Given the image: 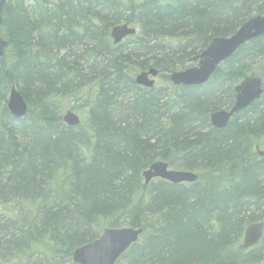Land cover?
I'll return each mask as SVG.
<instances>
[{
	"label": "trees",
	"instance_id": "trees-1",
	"mask_svg": "<svg viewBox=\"0 0 264 264\" xmlns=\"http://www.w3.org/2000/svg\"><path fill=\"white\" fill-rule=\"evenodd\" d=\"M264 12V0H8L0 34V264H72L74 249L104 228H141L115 264H264V37L242 46L199 87L170 74L215 37ZM136 34L113 46L109 30ZM150 69L152 89L134 77ZM260 99L215 130L245 77ZM11 87L27 106L14 121ZM58 98L87 103V130L68 128ZM195 173L171 185L141 174L155 162Z\"/></svg>",
	"mask_w": 264,
	"mask_h": 264
},
{
	"label": "water",
	"instance_id": "water-1",
	"mask_svg": "<svg viewBox=\"0 0 264 264\" xmlns=\"http://www.w3.org/2000/svg\"><path fill=\"white\" fill-rule=\"evenodd\" d=\"M6 1L0 0V12ZM134 34L135 31L129 29L127 25L114 26L109 31V37L114 46ZM262 37H264V13L249 18L230 37L213 38L203 52L191 59V62L196 63L194 67L174 72L169 75L168 80L174 87L202 86L209 80L220 63L231 58L243 45ZM5 48L6 43L0 37V58ZM156 76L157 71L150 69L137 74L134 83L138 87L152 89L153 79ZM233 92L234 102L231 108L228 111H217L210 115L211 128L224 129L235 114L257 101L262 93L261 81L255 77H246L233 88ZM6 109L15 121L26 115V105L14 87H11L9 91ZM61 121L72 128L79 124L78 117L70 111L64 113ZM263 155V152L258 151L259 157H263ZM141 178L144 185H148L152 180L164 181L171 185L193 184L197 181L196 174L170 170L165 163L159 161L143 171ZM262 231V223L249 225L244 231L240 249L248 250L254 247L260 241ZM141 234L142 229L140 228L103 229L95 241L75 249L72 252L71 261L74 264H114L121 255L138 242Z\"/></svg>",
	"mask_w": 264,
	"mask_h": 264
},
{
	"label": "rangeland",
	"instance_id": "rangeland-1",
	"mask_svg": "<svg viewBox=\"0 0 264 264\" xmlns=\"http://www.w3.org/2000/svg\"><path fill=\"white\" fill-rule=\"evenodd\" d=\"M55 105L57 107V112L60 113V117L65 111H71L78 116L80 120L81 131L85 132L87 130L86 102L80 99L75 100L74 98H58ZM261 150L263 149L261 148Z\"/></svg>",
	"mask_w": 264,
	"mask_h": 264
}]
</instances>
